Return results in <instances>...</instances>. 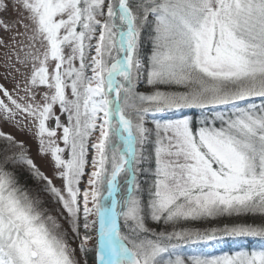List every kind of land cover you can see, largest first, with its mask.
<instances>
[{
    "label": "snow or ice",
    "instance_id": "obj_1",
    "mask_svg": "<svg viewBox=\"0 0 264 264\" xmlns=\"http://www.w3.org/2000/svg\"><path fill=\"white\" fill-rule=\"evenodd\" d=\"M0 49V264H264V0H0Z\"/></svg>",
    "mask_w": 264,
    "mask_h": 264
},
{
    "label": "rangeland",
    "instance_id": "obj_2",
    "mask_svg": "<svg viewBox=\"0 0 264 264\" xmlns=\"http://www.w3.org/2000/svg\"><path fill=\"white\" fill-rule=\"evenodd\" d=\"M6 16H7L8 19H15L17 14L13 10L10 9L9 12L6 14ZM23 30H24L23 28H20V31H23ZM143 36H144V42H145V40H147V38H149V35H148V33H144ZM3 53H4V49H0V83H3V84H5V86L11 88L12 85L9 82V80L4 78L5 73H4V68L2 66L3 65V59H4ZM139 91H142V90L139 89ZM142 92H146V91H142ZM57 112H59L58 106H57ZM4 130L7 131V132H12L14 135H16L18 137V139L27 140L28 143H29V146L31 148L32 155L34 157H36V162L42 166V169L44 171H46L49 175H51V172L49 171V166L47 165L45 159L37 155L36 141L31 139L29 134L23 133V132H19V131H17V129L11 128V127H7V126H5ZM154 166L155 165H151V166L145 165V168L146 169L149 168V167L154 168ZM151 178L152 177H151L150 174H146L143 177H141V179L144 181V184H143L144 188L148 187V185H149V183L151 181ZM56 183L59 185V181L58 180L56 181ZM31 186H35L34 183H32ZM82 186L83 187L87 186L86 185V181H82ZM73 247H75V244H73ZM197 247H198L197 245H194V244H191V243L190 244H186V245H181V254L182 255L183 254L191 255L197 250ZM221 247H224L225 251H229V248L227 246H221ZM233 249H236V247H234ZM213 252H214V254H217V255L221 254L218 249L213 250ZM88 255H89V259H91V256L93 255V253L90 252Z\"/></svg>",
    "mask_w": 264,
    "mask_h": 264
},
{
    "label": "trees",
    "instance_id": "obj_3",
    "mask_svg": "<svg viewBox=\"0 0 264 264\" xmlns=\"http://www.w3.org/2000/svg\"><path fill=\"white\" fill-rule=\"evenodd\" d=\"M144 33H142V37H141V40H142V44H141V50H142V53L145 54V55H149L150 54V51H151V43L149 41V38H147V40H145L144 42ZM144 43V44H143ZM140 90L142 91H151V86H148L146 84H142L140 85L139 87ZM151 165H154V161ZM24 179H27V174L25 173L24 174ZM30 183V186L32 185V182H29ZM257 221H258V218H256ZM242 221H247V222H252L253 221V218H241ZM233 222H237L235 221L233 218H220V219H216V220H210V221H193V222H187V223H184L182 225V227H185V228H189V229H199L201 231H204V230H207V229H210V228H220L222 227L224 224H230V223H233ZM235 246H232V250H236V249H233ZM225 249V248H224Z\"/></svg>",
    "mask_w": 264,
    "mask_h": 264
}]
</instances>
